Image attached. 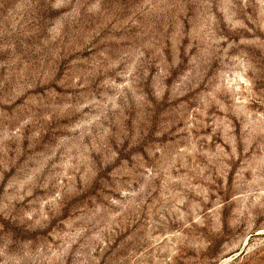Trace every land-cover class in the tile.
I'll return each mask as SVG.
<instances>
[{"label": "clouds", "instance_id": "clouds-1", "mask_svg": "<svg viewBox=\"0 0 264 264\" xmlns=\"http://www.w3.org/2000/svg\"><path fill=\"white\" fill-rule=\"evenodd\" d=\"M0 264H264V0H0Z\"/></svg>", "mask_w": 264, "mask_h": 264}]
</instances>
